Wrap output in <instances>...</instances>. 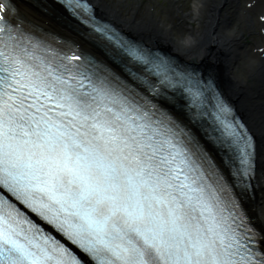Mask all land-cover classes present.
<instances>
[{
  "label": "snow or ice",
  "instance_id": "snow-or-ice-1",
  "mask_svg": "<svg viewBox=\"0 0 264 264\" xmlns=\"http://www.w3.org/2000/svg\"><path fill=\"white\" fill-rule=\"evenodd\" d=\"M63 4L118 71L9 23L0 0V190L84 259L0 194V264H264L220 170L161 103L180 92L202 116L209 82L121 36L88 0ZM226 111L217 100L208 139L246 186L251 145Z\"/></svg>",
  "mask_w": 264,
  "mask_h": 264
},
{
  "label": "bare ground",
  "instance_id": "bare-ground-1",
  "mask_svg": "<svg viewBox=\"0 0 264 264\" xmlns=\"http://www.w3.org/2000/svg\"><path fill=\"white\" fill-rule=\"evenodd\" d=\"M10 1L22 19L45 32L80 40L84 50L100 57L89 42L76 36L77 28L52 1ZM169 1L172 10L167 15L175 17V24L153 15L147 7L139 13L137 7H126L121 0H88L97 15L131 37L162 47L209 72L243 115L255 138V166L252 184L242 194V202L264 250V56L256 55L250 48L254 45L245 41V35L252 36L255 24L264 34V0Z\"/></svg>",
  "mask_w": 264,
  "mask_h": 264
},
{
  "label": "rangeland",
  "instance_id": "rangeland-1",
  "mask_svg": "<svg viewBox=\"0 0 264 264\" xmlns=\"http://www.w3.org/2000/svg\"><path fill=\"white\" fill-rule=\"evenodd\" d=\"M121 4L126 5V7L135 6V7H137V10L139 11V13L140 12L141 13L142 12H145L144 9H146V7H147V9L150 8L149 10H151V13L153 15H155V16H157L159 18H162V19H165L166 18L167 20H170L171 21V24H175L177 22L174 16L167 15V13L170 10H172L171 9V6H170V1L169 0H121ZM188 6L189 5L187 3L186 7H188ZM257 27H258V25L255 24L254 25V28L252 30V33L253 34H252L251 37L245 35V41L248 42V43H250V44L251 43L252 44H255V46H258L260 44V40H259L260 37L257 34L258 33ZM251 49L254 50L256 52V54H262L261 51H257V49H259L258 47L252 46ZM237 113L239 115L241 114L238 111H237ZM261 248L263 249V247H261Z\"/></svg>",
  "mask_w": 264,
  "mask_h": 264
}]
</instances>
